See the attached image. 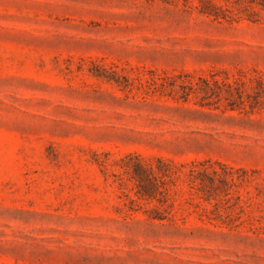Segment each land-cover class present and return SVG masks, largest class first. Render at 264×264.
Listing matches in <instances>:
<instances>
[{"label": "rangeland", "instance_id": "rangeland-1", "mask_svg": "<svg viewBox=\"0 0 264 264\" xmlns=\"http://www.w3.org/2000/svg\"><path fill=\"white\" fill-rule=\"evenodd\" d=\"M0 264H264V3L0 0Z\"/></svg>", "mask_w": 264, "mask_h": 264}, {"label": "trees", "instance_id": "trees-1", "mask_svg": "<svg viewBox=\"0 0 264 264\" xmlns=\"http://www.w3.org/2000/svg\"><path fill=\"white\" fill-rule=\"evenodd\" d=\"M261 3H264V0H260ZM161 163V161H158ZM166 170H158L161 174H163L167 178H171L173 175L176 173L174 172V169L171 165H165L163 164ZM133 175H132V180L136 182L141 188H143L144 191H146V186L147 187H155L156 186V171L154 168L150 167L149 169H146L143 165L140 163H137L133 166L132 168ZM218 172L213 170V174L217 175ZM151 199V198H149Z\"/></svg>", "mask_w": 264, "mask_h": 264}]
</instances>
